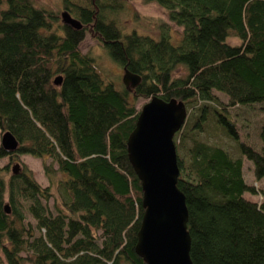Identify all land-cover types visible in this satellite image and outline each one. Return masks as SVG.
Instances as JSON below:
<instances>
[{"label":"trees","instance_id":"trees-1","mask_svg":"<svg viewBox=\"0 0 264 264\" xmlns=\"http://www.w3.org/2000/svg\"><path fill=\"white\" fill-rule=\"evenodd\" d=\"M144 1L181 30L177 44L168 29L157 38L124 32L111 17L124 0H61L59 11L0 0V136L17 141L14 151L0 146V158L30 155L49 182L57 175L52 192L26 166L15 175L0 166V264H144L134 251L142 192L126 141L135 100L153 96L186 108L173 141L192 264H264V201L248 198L259 189L243 176L246 160L254 181L264 179V125L256 151L229 112L264 113V0ZM88 30L136 85L100 75L80 51ZM221 134L236 155L209 142Z\"/></svg>","mask_w":264,"mask_h":264},{"label":"water","instance_id":"water-1","mask_svg":"<svg viewBox=\"0 0 264 264\" xmlns=\"http://www.w3.org/2000/svg\"><path fill=\"white\" fill-rule=\"evenodd\" d=\"M61 18L75 29L81 27L67 12H62ZM139 79L123 68L121 81L125 87L136 85ZM185 118L186 108L181 101L153 96L139 109L126 141L128 161L142 192L143 213L134 251L144 264H192L186 228L188 212L184 195L176 186L179 170L173 141ZM0 146L14 151L17 141L11 133L4 132ZM18 166L15 163L12 174H17ZM5 211L8 213L6 206Z\"/></svg>","mask_w":264,"mask_h":264},{"label":"rangeland","instance_id":"rangeland-1","mask_svg":"<svg viewBox=\"0 0 264 264\" xmlns=\"http://www.w3.org/2000/svg\"><path fill=\"white\" fill-rule=\"evenodd\" d=\"M37 7L41 9H49L59 11L61 9V0H32ZM122 8L112 14L117 24L124 32L136 31L141 35H148L157 38L162 30H169V40L173 44H177L178 38L181 35V30L170 23L163 9L154 3H146L144 0H124ZM178 40V41H177ZM228 43L237 44V39L230 37ZM80 51L82 54H87L94 59L95 67L100 75L109 81H113L114 85L121 88V78L123 75V68L113 62L107 55L106 50L102 44L97 41L90 31L85 32L83 41L80 44ZM131 86H128L130 88ZM215 96L222 102H226L225 97L214 92ZM148 99L138 98L134 102L135 108L139 111L141 106L147 102ZM231 117L236 123V129L239 133V139L252 146L256 151L260 150L261 140L260 131L264 125V113L259 109V105L253 107H235L229 110ZM1 138V136H0ZM215 141L225 147L232 154L236 155L233 149V142L221 134L218 137L209 138V142ZM47 164L49 159L45 161ZM18 163V172L20 167L26 166L33 174L35 181L41 186H49L51 191H55L54 183L57 175L52 177L53 182H49L43 171L42 160L32 157L30 155H19L18 159L9 162L8 158H0V166H9V173L11 174L12 167ZM54 167H56L54 165ZM243 176L248 184H254L259 189V195L248 198L258 201H264V179L255 182L252 174V164L249 161H244ZM52 206V201H49ZM25 223L34 224V221L26 214Z\"/></svg>","mask_w":264,"mask_h":264},{"label":"flooded vegetation","instance_id":"flooded-vegetation-1","mask_svg":"<svg viewBox=\"0 0 264 264\" xmlns=\"http://www.w3.org/2000/svg\"><path fill=\"white\" fill-rule=\"evenodd\" d=\"M90 31V30H89Z\"/></svg>","mask_w":264,"mask_h":264}]
</instances>
